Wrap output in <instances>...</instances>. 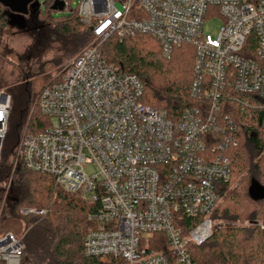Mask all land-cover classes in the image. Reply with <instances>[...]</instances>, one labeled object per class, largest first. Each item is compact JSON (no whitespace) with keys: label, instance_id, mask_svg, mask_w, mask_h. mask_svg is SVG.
<instances>
[{"label":"built area","instance_id":"1","mask_svg":"<svg viewBox=\"0 0 264 264\" xmlns=\"http://www.w3.org/2000/svg\"><path fill=\"white\" fill-rule=\"evenodd\" d=\"M78 13L94 39L41 89L37 108L48 123L30 131V111L15 166L54 176L89 204L95 228L84 238L86 256L197 264L190 246L213 233L212 214L232 174L225 151L237 144L235 125L219 114L224 92L264 100V0H80ZM213 16L223 20L216 36L204 32ZM135 33L155 38L166 57L184 44L195 48L197 105L170 117L144 103L137 75L105 58L106 39ZM11 108V93L0 87V161ZM90 164L96 173L85 172ZM3 208L0 201V221ZM23 237L0 228V264H22Z\"/></svg>","mask_w":264,"mask_h":264},{"label":"trees","instance_id":"2","mask_svg":"<svg viewBox=\"0 0 264 264\" xmlns=\"http://www.w3.org/2000/svg\"><path fill=\"white\" fill-rule=\"evenodd\" d=\"M56 1L41 2V8L31 10L30 19L27 17L18 27L10 24V10L0 4V46L5 28L41 29L45 25V16L56 20L55 28L72 40L74 49L70 57L89 45L94 36L91 27L79 16V4L72 8L71 0H62L63 7L55 9ZM57 13L61 14L56 17ZM101 51L122 71L137 75L143 84L145 104L166 110L172 118L179 116L186 107L197 105L191 95L196 56L192 45L177 47L170 57H166L160 44L149 34L135 33L125 38L114 34L103 42ZM5 54L0 53V57L4 58ZM62 63L64 60L44 63L37 74L28 75L18 94L12 95L9 132L0 161V201L9 185L7 207L11 216L20 217L25 225L23 241L26 247L22 264H122L121 259L113 256L85 255L84 238L95 228L87 219L89 204L63 190L54 176L29 170L21 162L15 166L16 148L30 111L34 108L30 131L38 132L47 121L37 108L39 93L52 78H46L45 73ZM219 114L227 116L235 125L237 140L236 145L230 144L225 151L231 159L232 174L223 191L228 190L232 181L245 170L251 176H245L239 186L231 190L216 218L227 221L264 219V199L255 201L248 193L253 178L264 185L260 176L264 166V100L236 93L231 87L224 92ZM13 133L15 143L9 145ZM22 208L44 210L45 213L22 215ZM190 253L197 264H264V229L236 228L227 224L215 230L204 244L190 246ZM172 264L179 263L173 261Z\"/></svg>","mask_w":264,"mask_h":264},{"label":"rangeland","instance_id":"3","mask_svg":"<svg viewBox=\"0 0 264 264\" xmlns=\"http://www.w3.org/2000/svg\"><path fill=\"white\" fill-rule=\"evenodd\" d=\"M43 2L44 0H39ZM80 0H71V7L76 8ZM61 13H57L59 15ZM63 14V12H62ZM30 19V17L28 18ZM56 20L53 21L50 17L45 16L44 28L34 29L28 27L27 29H17L7 27L2 32V45L0 46V53L5 57H0V82L2 87L6 89L11 95H17L20 86L26 82L28 75L37 74L41 70V66L44 63L54 62L58 63L64 60L63 65L60 67H54L50 71L45 73V77L53 76L60 69L68 66L73 57H70L71 52L74 49V44L67 36L61 34L57 28H55ZM223 20L219 16H213L206 19L204 24V32L210 33L216 36L222 26ZM15 134L9 139V145L15 143ZM20 162L18 161L17 164ZM85 172L88 174L96 173L97 166L94 164L87 165ZM251 176L248 170H245L232 181L228 190L223 192L221 199L215 211L212 214L213 220V232L219 228L230 224L236 228H259L264 229V219L254 220L252 218H242L235 221H227L221 218H216L219 214V210L222 209L227 203V198L231 190L239 186L241 180L245 176ZM261 179L264 181V166L260 174ZM9 185L6 186L4 191L2 202H4V208L2 213V219L0 221V228L12 229L17 235L24 236L25 225L20 217H13L10 214V210L7 207V195ZM263 208V207H262Z\"/></svg>","mask_w":264,"mask_h":264},{"label":"water","instance_id":"4","mask_svg":"<svg viewBox=\"0 0 264 264\" xmlns=\"http://www.w3.org/2000/svg\"><path fill=\"white\" fill-rule=\"evenodd\" d=\"M0 4L10 10L12 26H22L25 23V16L32 10L36 11L41 8L42 3L39 0H0ZM64 2L57 0L54 5L55 9L63 7ZM249 196L255 200L260 201L264 199V185L257 179L253 178L248 189Z\"/></svg>","mask_w":264,"mask_h":264},{"label":"flooded vegetation","instance_id":"5","mask_svg":"<svg viewBox=\"0 0 264 264\" xmlns=\"http://www.w3.org/2000/svg\"><path fill=\"white\" fill-rule=\"evenodd\" d=\"M30 16V12L25 16V19Z\"/></svg>","mask_w":264,"mask_h":264}]
</instances>
